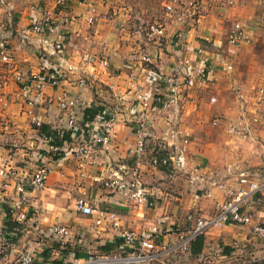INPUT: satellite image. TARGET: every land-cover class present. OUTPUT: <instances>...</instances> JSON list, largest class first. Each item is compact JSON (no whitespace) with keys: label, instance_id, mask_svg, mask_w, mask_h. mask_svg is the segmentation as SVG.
Returning <instances> with one entry per match:
<instances>
[{"label":"crops","instance_id":"obj_1","mask_svg":"<svg viewBox=\"0 0 264 264\" xmlns=\"http://www.w3.org/2000/svg\"><path fill=\"white\" fill-rule=\"evenodd\" d=\"M196 1L197 8L188 25L184 28L175 26L183 33L185 39L184 48L180 53L196 62L199 59L196 58V51L201 49L205 64L210 66V79L206 84H197L180 109L172 113L173 117H171V119L177 118L179 124L190 136L189 144L186 146L189 168L187 172L178 173L168 167H154L151 164L152 150L157 151V139L162 136L163 129L162 119L156 121L157 139L154 137L155 139L150 142L147 159L140 169L143 183L150 194L149 199L154 201L150 208L119 201L125 198L93 183L90 179L92 176L108 178L110 169L116 170L122 165L132 167L133 160L129 149L133 146L134 138L123 117L118 121L116 136L107 150L96 153L95 164L88 169L91 176L87 179H81L78 176L76 162L71 153L73 147L81 143L80 139L70 138L69 132L65 130L64 146L60 142L63 151H50V144L45 143L39 136L40 130L37 132L35 129L25 127L26 114L23 112L21 92L12 81V72L29 73L36 71L42 64L39 54L40 37L31 34L27 39H23L19 33L21 28L37 21L42 15L38 14V11L37 13L30 11V14L23 15L17 23L15 22V36L5 41L12 49L14 60L13 64L8 66V69H11V76L8 75V78H3L0 82V92L7 93L5 103L0 104V115L9 118L16 126L0 134V156L4 164L15 170L23 179L29 177L33 169L42 161L52 162L54 167L41 192L27 193L30 219L23 227L22 236L16 246L17 251L32 250L39 260L47 264H62L70 259H76V247H81L84 255L89 252L117 258L122 255L114 245L117 242L115 231L94 228L90 224V219L74 211L67 215L59 214V218L42 228L39 217L46 212L44 203L48 199L68 198L74 201L84 192V198L93 206L101 211L115 213L116 221L122 229L138 231L143 225L160 224L171 233L158 238V245L169 244L172 247L177 242L176 236L179 232L194 227V222L187 220L188 215L192 214L195 218L206 221L216 217L217 204L224 199V193L217 187H213V183H223L231 188L236 186L243 188L237 183L241 174H245L250 181L261 182L264 164V98L260 100L257 96L262 93L259 81L250 78L255 74L253 71L255 68L248 69L249 66L244 68L241 63L248 58L258 59L256 53H247L245 50L252 49L256 44V32L261 29L264 31V5L263 8L255 7V11H251L254 19L249 30L245 29L247 24L245 20L231 25L225 52L223 49L220 50V41L215 42L212 38L197 35L201 23L205 25L203 28L208 27L207 24L210 21L217 19L215 16L217 13L214 9L208 12L206 8L205 13L201 14L199 10L201 6L199 1ZM1 2L4 3L3 7L12 6L6 0H0V4ZM23 5L31 7V2ZM70 9L68 13L63 11L57 21L60 31L70 37L62 67L72 65L76 73L72 76L73 81L66 80L62 88L72 96L78 95L82 100L84 106L80 110L78 124L83 130H88L99 124L101 112L115 108L124 110L128 107L127 103L131 100L130 74L134 72L135 76L143 81L149 69L167 72L176 65L180 59V55L176 52L179 48H171L169 45L174 46L179 41L165 40L163 44L159 43L163 46L162 49L155 46L156 41L151 40L145 44V48H141V51L136 50L134 54L118 53L116 48L108 47L106 41L107 46L97 45L100 37L94 35L95 32L91 34V26L86 21L91 15L90 7L79 5L78 9L74 6ZM94 11L95 17L98 16L96 14L98 10L94 9ZM235 24L241 26V38L232 43L230 35ZM212 29L213 27H208V32ZM208 32L207 34H210ZM251 37V46H247ZM151 53L154 56L151 63L142 64L141 55ZM119 55L122 58H118ZM46 61L52 63L47 58ZM104 61L107 62L106 65ZM252 71L254 73L250 74ZM261 72L263 73V68ZM63 73L68 76L66 72ZM4 80L7 82L5 83ZM77 80H83L84 86L81 87ZM60 89L48 88L45 91V102L38 110V115L44 124L50 119H59L54 97ZM251 91H255L257 95H253ZM224 93L227 95L229 93L230 97L224 96ZM253 99V104L249 106V101ZM91 107L100 109L101 112L91 122H84V111ZM193 168L196 170L192 172L190 169ZM12 198H14V184L10 182L6 188H2L0 181V209L7 207L2 204L3 199ZM250 199L247 210L252 214V223L264 222V192L253 193ZM80 221H88L89 224L84 227L85 223ZM53 224L63 225L76 231L79 238L77 243L70 242L63 245L52 242L38 232L45 231ZM202 237L201 241H195L191 245L190 253H173L174 250H171L161 255L154 264H240L245 262L264 264V242L257 241L251 236L248 225L227 222L210 225ZM108 245L115 247L103 252L102 249ZM20 246H22L21 250ZM15 256L16 253L8 254L7 261H12ZM85 256L79 255L78 258ZM3 263L4 261L0 258V264Z\"/></svg>","mask_w":264,"mask_h":264},{"label":"built area","instance_id":"obj_2","mask_svg":"<svg viewBox=\"0 0 264 264\" xmlns=\"http://www.w3.org/2000/svg\"><path fill=\"white\" fill-rule=\"evenodd\" d=\"M77 2L78 5L86 6V0H67L66 2ZM232 4V3H230ZM197 8L196 0H179L174 11L175 25H188L187 23L194 16ZM87 18V24L95 20L94 9ZM241 26L235 24L230 35V42L234 43L241 38ZM23 39L31 34L37 35L41 39L40 58L41 63L36 71L24 73L21 71L12 72V81L17 85L21 92L26 114L25 127L35 129L37 132L43 127H47L52 135L39 132L41 140L50 144V151H63L60 142L64 146L63 139L65 130L69 132L70 138H78L81 143L73 147L71 153L81 179L90 178L88 169L95 164V157L98 151L107 150L116 136L117 125L122 117L126 120L130 132L133 135V146L129 152L131 154L132 167L120 166L116 170L110 169L108 178L94 177L90 179L93 183L108 188L122 198L119 201L132 203L136 206L150 208L154 201L146 189L140 169L147 159L150 142L156 138V121L162 119V136L157 139V151L152 150L151 164L172 169L174 172H187L188 161L186 158V146L189 144L190 136L177 118H172V113L180 109L190 92L197 84H206L210 79V66L205 64L202 58L203 51L197 49L196 58L198 61L186 58L180 52L184 48L183 33L178 31L171 35L166 34L162 29L152 30L153 41H165L171 38L179 42L171 48H179L176 52L180 55L179 62L167 72L162 70L149 69L143 81L135 76L134 72L129 76V90L131 100L127 103L124 110L113 109L101 112L99 124L92 129L83 130L78 124V116L84 104L82 100L62 88V84L76 73L72 65L62 67L66 57V48L69 44V35L62 33L59 29L58 21L51 17L42 16L37 21L26 25L19 31ZM150 39V41H151ZM183 41V43L181 42ZM155 46H158L155 44ZM46 58L52 63H47ZM154 58L153 53L141 55L142 64H150ZM54 59V61H53ZM12 49L8 43L0 41V65L10 66L13 64ZM107 64L106 61L103 62ZM66 72L68 76L64 75ZM66 76V77H65ZM76 81V80H75ZM78 81V80H77ZM78 84L83 87L84 81L79 80ZM60 89L54 97V105L59 119H50L46 124L38 115V110L45 102V91L47 89ZM7 93L0 92V104L5 103ZM9 118L0 115V134L7 132L15 127ZM155 137V138H154ZM192 172L196 168L190 169ZM54 171L52 162L42 161L38 164L29 177L20 178L15 170L8 168L0 156V181L2 188H6L9 183L14 184V198L3 199L2 204L7 207L0 209V258L3 264H47L36 257L34 251L24 249L17 251L16 246L19 242L24 225L30 219V207L27 193L41 192ZM261 174V182L250 181L245 174L239 175L237 183L243 188H231L223 183H213L224 193V199L217 204V215L213 220L195 218L190 214L187 220L194 222V227L187 231L177 234V242L174 246L158 245L157 239L161 236L170 234L168 229H164L160 224L140 226L138 231L122 229L116 221V214L109 211H101L93 206L85 198V193H81L73 201V211L91 220V226L101 230H113L116 232L115 240L120 243V257L109 256L97 252H89L83 258H73L62 264H154L163 254L171 250L173 253H190L191 245L197 237L206 233L210 225L220 223H230L235 225L250 226V234L257 241L264 242V222L253 224L252 214L247 210L251 195L253 193L264 192V164ZM6 201V202H5ZM10 221V222H9ZM7 222L12 224L8 230ZM45 235L50 241L60 244L77 243L78 234L73 229L53 224L45 231H38ZM37 232V233H38ZM116 242V243H117ZM16 253L12 261H7V255ZM250 264V263H240Z\"/></svg>","mask_w":264,"mask_h":264},{"label":"rangeland","instance_id":"obj_3","mask_svg":"<svg viewBox=\"0 0 264 264\" xmlns=\"http://www.w3.org/2000/svg\"><path fill=\"white\" fill-rule=\"evenodd\" d=\"M12 6L3 7L4 3L0 4V41H7L15 36V24L22 18L30 14V11L41 14L44 17H51L54 21L57 22L60 14L62 12H67L72 9L73 6L77 9L79 5L77 2L73 3L66 2L67 0H6ZM201 8V14L205 13L206 8L208 12L211 9H214L217 14V19L210 21L207 26L209 28L213 27L212 30H209L208 27L203 28L205 25L203 22L198 28L197 35L212 38L215 42L221 44V49L225 52L227 51L226 40L231 25L237 21H246V30L251 28L252 20L254 19L253 13L258 7L264 5V0H198ZM31 2V7H25L23 4ZM87 7L91 9L98 10L96 13L98 16L94 23L89 24L91 26V34L93 32L100 37V40L97 42V45H103L108 47L116 48L118 53H135L136 50L145 48V44H148L152 38L153 29H162L165 31V35H171L174 32L180 31L174 23V9L177 7L179 0H86ZM232 3V4H230ZM73 5V6H72ZM76 5V6H75ZM256 7V8H255ZM70 9V10H69ZM222 9V10H220ZM68 13V12H67ZM24 18V17H23ZM26 19H29L26 17ZM83 20V18H81ZM16 22V23H15ZM59 23V22H58ZM84 24V23H83ZM93 26V28H92ZM95 26H97L95 28ZM186 25H182L181 28H184ZM85 27V25H83ZM262 28V26H260ZM253 30V29H252ZM210 33V34H207ZM252 36V35H251ZM152 40V39H151ZM171 38H168L170 41ZM252 37L247 43V46H251ZM105 41L107 42L105 44ZM163 41H161L162 43ZM160 41L156 40L158 48H162V45H159ZM256 44L252 49L245 50L247 53L253 52L256 53L258 59H246L241 66L244 68H255V74L250 76L251 79H257L260 83L259 88L261 89L260 95L256 94L255 91H251L252 94L258 96V99L263 100L264 98V31L256 32ZM163 44V43H162ZM169 45V44H168ZM148 46V45H146ZM123 55V54H122ZM115 58V56H113ZM117 58V57H116ZM118 58H122L121 55ZM120 61V60H119ZM255 63V64H254ZM251 66H250V65ZM254 65V66H253ZM263 68V73L261 72ZM250 74H253L254 72ZM11 69H8L7 65H0V82L3 78H8V75L11 76ZM242 78H246L242 76ZM6 83L7 81L4 80ZM227 93H224L226 96ZM227 97H230L228 93ZM259 100V102H260ZM253 100H250L249 106L253 104ZM256 101V99H255ZM57 155V154H55ZM53 159V158H52ZM55 159V158H54ZM49 204V205H47ZM46 207V212L44 215L40 216V224L42 228L46 225L59 218V214L67 215L68 213H73V200L72 199H48L44 203ZM122 212L121 210H119ZM123 213V212H122ZM37 218V217H36ZM82 218V217H80ZM85 223L83 226L88 225V221H80ZM41 228V227H40ZM41 228V229H42ZM79 239V238H78ZM42 240V239H40ZM21 245V244H20ZM107 245V244H106ZM20 250L22 246H20ZM53 247V246H52ZM76 258L85 256L82 253L81 247H76ZM46 248L44 249V251ZM17 255V254H16Z\"/></svg>","mask_w":264,"mask_h":264},{"label":"trees","instance_id":"obj_4","mask_svg":"<svg viewBox=\"0 0 264 264\" xmlns=\"http://www.w3.org/2000/svg\"><path fill=\"white\" fill-rule=\"evenodd\" d=\"M100 109H97V108H95V107H91V108H89V109H86L85 111H84V122H86V121H92L94 118H95V116L96 115H98L101 111H99ZM41 132H44V133H46V134H48V135H52L54 138H55V134H53V133H51V132H48V130L45 128V127H43L42 129H41ZM66 139H67V137H66ZM10 222V221H9ZM9 222H7V226H8V230H10L11 228H12V224L11 223H9ZM203 237L202 236H199V237H197L196 238V240L195 241H201V239H202ZM194 241V242H195ZM193 242V243H194ZM193 243H192V245H193ZM115 246H116V248H117V250L118 251H120V243L119 242H117V243H115L114 244ZM115 246H113V245H108V246H106V247H104L103 249H102V251L103 252H107V251H109L110 249H111V247H115ZM192 251H193V249H192ZM78 258V257H77Z\"/></svg>","mask_w":264,"mask_h":264}]
</instances>
